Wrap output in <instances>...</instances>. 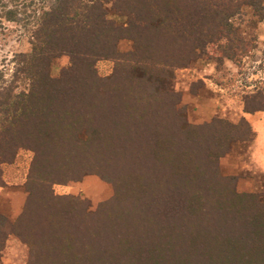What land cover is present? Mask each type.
I'll return each instance as SVG.
<instances>
[{
	"label": "trees",
	"instance_id": "obj_1",
	"mask_svg": "<svg viewBox=\"0 0 264 264\" xmlns=\"http://www.w3.org/2000/svg\"><path fill=\"white\" fill-rule=\"evenodd\" d=\"M2 20L28 31L31 50L0 85V165L12 163L19 150L34 156L22 213L8 227L0 224V253L14 235L28 246L29 264H264V195L238 194L215 164L231 144L252 136L249 124L241 118L189 126L176 109L179 95L163 89L176 69L199 58L240 67L257 46L264 0H0ZM123 39L131 50L119 54ZM61 57L69 65L53 78L50 65ZM99 60L115 62L111 85L97 76ZM263 109L264 85L255 86L243 97V112ZM97 113L106 121L123 116L125 130L144 141L146 159L167 182L159 191L166 208L161 221L156 217L160 227L145 239L108 216L102 234L95 224L82 229L77 217L89 223L94 215L75 212L78 201L52 192L58 172L66 176L72 165L56 169L51 154L82 151L81 160L90 162L91 148L122 146L99 135ZM38 210L55 238L51 246L34 232Z\"/></svg>",
	"mask_w": 264,
	"mask_h": 264
},
{
	"label": "rangeland",
	"instance_id": "obj_2",
	"mask_svg": "<svg viewBox=\"0 0 264 264\" xmlns=\"http://www.w3.org/2000/svg\"><path fill=\"white\" fill-rule=\"evenodd\" d=\"M107 7L109 8L110 5ZM109 18L117 23H123L121 18L115 16ZM256 36V48L243 58L240 67L224 61L221 68H218L212 60L199 58L186 68L176 69L170 81L163 84V89L174 91L179 95L176 109L189 126L199 127L209 124L213 119L238 124L241 118H244L250 126L252 136L247 141L231 144L227 154L220 155L215 164L221 174L231 178L238 194L262 196L264 195V109L253 114L244 113L243 97L255 86L264 85V22L258 25ZM29 42L28 31L21 27V24L2 20L0 85L12 79L15 69L19 66L17 57L28 54L31 50ZM117 49L119 54L127 53L131 50V42L120 40ZM68 65L67 57L54 59L50 65V76L58 77L61 70ZM95 70L101 80L111 85L115 71L113 60L97 61ZM99 113L103 115L102 111ZM99 113L95 114L97 129L92 126L95 119L90 128L96 129L100 136L104 134L118 138V144L126 146L127 150L124 152V148L117 145L98 149L96 153L95 149L91 148V156L89 153L86 155L89 156L90 162L81 160L84 155L82 151H77L70 157L60 153L51 154L49 163L56 166V169L61 168L62 165L67 166L68 163L72 165L73 170V173L72 170L69 171L68 176L58 172V182L52 185V192L56 196H68L78 201L75 212L84 210L85 213L94 215L96 221L89 223L77 217L76 222L82 225V229H88V224H95L97 228L95 230L102 234L108 216L114 217L118 222L116 225L121 226L126 233L133 232L136 237L145 239L153 232H157L158 226L160 227L158 222L156 225V217L161 221L166 208L164 198L159 196V191L166 187L167 182L162 180L161 168L152 167V162L146 159L148 156L143 152L147 146L144 141L133 140L132 131L125 130V118L119 116L106 121ZM85 127L82 129V136L80 135L83 141L87 138L88 126ZM104 135L102 138L105 137ZM120 147L123 148L122 151ZM33 156L34 154L29 150H19L12 163L0 165V224L4 227L16 222L22 213L27 197L25 183ZM78 161H81L82 168L77 164ZM145 168L150 170L147 171ZM42 171L47 173V167L43 165ZM120 190L126 195L123 199H120V196L116 199V193ZM36 201L37 207H43L38 200ZM106 203H109V210H106V205L100 209V205ZM40 211L38 210V215L33 216L31 223L36 236L41 234L51 246L55 238H51L54 236L50 235L51 230L48 225L43 223L45 217L44 219L41 217L43 214ZM26 224L30 222L27 221ZM71 225L75 227L76 224L72 222ZM66 227L64 226V229ZM112 227L115 232H123L122 228L118 230L117 226L112 225ZM30 258L28 246L16 236L9 235L0 253V264H29Z\"/></svg>",
	"mask_w": 264,
	"mask_h": 264
}]
</instances>
